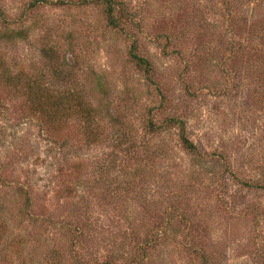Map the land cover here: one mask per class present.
Returning a JSON list of instances; mask_svg holds the SVG:
<instances>
[{
	"label": "rangeland",
	"instance_id": "1",
	"mask_svg": "<svg viewBox=\"0 0 264 264\" xmlns=\"http://www.w3.org/2000/svg\"><path fill=\"white\" fill-rule=\"evenodd\" d=\"M32 1L0 0L28 28L10 41L0 19L1 66L19 85L71 84L96 128L48 121L0 70V264H264V0H118L127 35L99 7ZM155 107L198 152L177 128L145 132Z\"/></svg>",
	"mask_w": 264,
	"mask_h": 264
},
{
	"label": "trees",
	"instance_id": "2",
	"mask_svg": "<svg viewBox=\"0 0 264 264\" xmlns=\"http://www.w3.org/2000/svg\"><path fill=\"white\" fill-rule=\"evenodd\" d=\"M43 0H33L29 4V9H35L39 7ZM82 6H95L99 7L105 18V25L112 30L120 31L124 35H127L125 29L127 24L132 22L131 13L127 10L124 4L118 0H78ZM58 4H63L58 2ZM0 19L3 24V33L6 35V39L10 41H16L28 36V28L22 26V23L17 21H12L9 17L5 15V12L0 7ZM52 48H48V52H52ZM129 60L135 64L139 69L145 73L147 81L155 85V81L152 77V66L151 63L139 55L137 52V44L132 39L129 50H128ZM2 67V68H1ZM4 67L0 64L1 79L3 83L11 87L17 88L21 87L25 90L26 97L32 101L33 104L37 105V109L44 116L48 117V121L54 123L55 120L61 122V120L67 119L68 114H73L76 119L81 121V124H85L88 128V133L95 136L93 129L96 128L93 125L94 115L92 113L91 107L88 105V102L85 101L80 95L72 91L73 86L70 84L64 88V90H57V87L54 84L44 83V80L40 78L38 82L32 81L31 79H26L21 85L18 84L20 81L24 80L19 75L13 76L7 70L3 69ZM54 76L57 78L62 77L69 81L68 75L63 71V69L57 68L53 71ZM42 108V106H44ZM160 104H158V107ZM158 107L150 108L148 110V115L146 117L144 128L145 132L149 135L157 134L162 132L165 128H177L178 137L182 147L191 152H198L197 145L191 140L188 136L186 125L184 120L178 117H166L163 122L160 124L156 123L153 119V111L158 109ZM96 130V129H95ZM127 139V135H122V138ZM128 140V139H127ZM129 141V140H128ZM130 142V141H129ZM132 144V143H131ZM130 148L133 149L134 145H130ZM264 188V187H261ZM22 195L25 198V203L23 204L22 214L29 215L30 202L29 196L26 191H21ZM74 237L78 239L82 236L83 229L79 226L73 228ZM81 230V231H80ZM145 246L141 248L142 253L146 252L149 249V245L152 244L151 241H144ZM156 246L154 243L151 248ZM57 264V263H54ZM75 264V263H73ZM101 264H109L103 262Z\"/></svg>",
	"mask_w": 264,
	"mask_h": 264
}]
</instances>
